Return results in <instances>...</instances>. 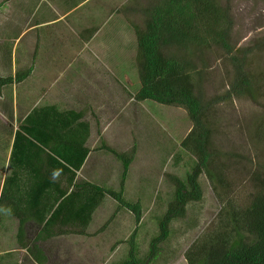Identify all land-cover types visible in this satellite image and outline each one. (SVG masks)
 <instances>
[{
  "label": "trees",
  "instance_id": "1",
  "mask_svg": "<svg viewBox=\"0 0 264 264\" xmlns=\"http://www.w3.org/2000/svg\"><path fill=\"white\" fill-rule=\"evenodd\" d=\"M143 15V27L133 25L135 63L140 81L135 99L183 108L193 123L179 146L182 152L193 158V165L185 179L170 176L174 191L165 212L157 219L159 230L151 239L145 257L140 255L136 242L144 215L142 206L124 196L136 146L130 153H119L108 146L99 130L96 150L110 153L122 163L120 189L105 188L77 178L91 153L87 146L91 125L82 122L83 113L62 110L56 105L35 108L11 134L14 137L10 158L13 165V160L18 158L43 163L39 170L30 163L12 165V169H18L24 175H36L37 172L44 178L43 181L30 182V185L39 190L38 208L41 206L45 211L44 215H34L41 223L47 221L45 226H38L40 234L33 245L24 242L25 226H18L17 240L39 261V241L69 235L90 236L87 229L93 215L109 197L120 208L132 212L136 223L126 242L129 246L127 256L115 264H154L153 259L160 254V245L170 238L172 223L185 219L190 206L202 201L204 192L200 177L205 175L222 207L214 229L195 241L186 252L187 264H264V160L258 155L254 164L251 158L254 168L248 173L253 190L247 201L239 204L235 201L230 178L233 157L238 156L223 152L214 144L217 129L213 121L219 104L235 99L259 103V98L264 95V68H258L257 60L263 53L264 41L240 48L234 45L232 9L224 0H155L143 9ZM209 53L225 59L232 67L227 72L230 82L225 91L210 98L205 87L211 68ZM23 77L21 73L15 77H0V88L19 82ZM44 117L47 120L41 119ZM252 123L254 139L258 145L264 144V115ZM176 157L178 163L180 154ZM54 174L65 178L71 191L59 187L57 182L52 183L50 177ZM6 192L4 186L1 194L4 209ZM56 222H75L76 226H52ZM105 227L101 230L104 231Z\"/></svg>",
  "mask_w": 264,
  "mask_h": 264
},
{
  "label": "rangeland",
  "instance_id": "2",
  "mask_svg": "<svg viewBox=\"0 0 264 264\" xmlns=\"http://www.w3.org/2000/svg\"><path fill=\"white\" fill-rule=\"evenodd\" d=\"M81 1L83 0H75L76 4ZM154 1L87 0L73 15L79 18L85 14L87 21L90 16L92 27L97 28V37L91 43L92 58L83 59L84 67L82 61L79 65L83 69L85 66L89 68L87 71L82 69V73L85 79L93 82L90 86L93 90V109L95 116L101 119L100 129H108L105 140L109 147L119 153H130L136 146L135 157L130 166L129 182L131 184L139 182L142 188L145 187L144 192L149 194L148 198L141 199L145 204L146 214L139 224L136 237L141 256L146 255L151 239L157 235L159 230L157 219L165 212L174 191V182L170 176L185 179L193 165V158L182 152L179 147L193 126L183 108L149 101L141 103L140 111L136 105L132 106V93L134 94V89L139 84L133 25L143 27V9ZM224 2L232 9L235 24L234 45L240 48L264 41V0ZM64 7L63 0H0V59L11 46L15 50L16 47L24 50L29 45L34 49L37 41L40 37L43 38L47 31L35 29L42 20L40 17L55 16L61 9H65ZM65 33L55 27L50 29L48 27L46 37H51L50 44L46 45L55 46L54 40L58 46L64 44ZM262 48L263 53L257 60L258 68H264V44ZM218 57H215L214 53L208 54V64L211 68L205 87L209 98L224 92L230 82L227 72H230L232 67L225 59ZM17 58L19 59L18 56ZM121 60L125 61L124 75L115 69ZM5 65L6 67L3 66L2 69L0 60V71L7 75L9 71L7 64ZM117 79L125 81L126 92L113 83ZM12 88L10 85L4 90L8 93ZM7 97L5 96L6 101L1 105L2 110L9 114L13 108ZM134 109L136 113H132ZM2 110L0 107V111ZM260 115H264V95L259 98V103L249 99H235L230 103L219 104L213 114L217 129L214 144L223 152L238 156L236 159L233 157L230 178L233 180L235 201L241 205L247 201L253 190L248 173L253 167L250 163L251 158L254 164L258 155L264 160V144L258 145L252 135V122ZM6 129L9 131V128ZM7 136L0 137V144L3 146H0V156L3 157L7 155V145H4L9 140ZM98 136L94 135L93 140L98 138L99 145ZM169 150H172L171 153H168ZM178 154L180 160L176 163ZM104 156L106 158L102 161L105 165L103 170H98L95 174L93 172L92 176L110 178L106 179L105 187H112L118 191L121 181V176L118 175L123 171L122 163L110 153L105 152ZM200 182L204 192L202 201L190 206L185 219L172 223L170 238L160 245V254L153 259L154 264H187L185 254L188 249L200 237L213 230L218 223L222 204L205 175L200 177ZM99 183L103 185L102 182ZM1 194L0 263L27 264L25 258L28 252L20 247L17 240L18 226H5L3 223L6 214ZM106 200L105 205L99 210V216L104 218L112 215L116 208L112 198L108 197ZM122 215L124 224L118 220V226L114 222L113 226H108V230L100 235L88 238L73 235L60 237L48 244L38 243V246L43 247L50 256L56 252L58 255L56 264H115L125 259L129 249L127 243L121 244L118 241L121 239L122 242L124 239L126 242L129 241L136 228L134 215L124 213ZM101 227L93 226L91 231L95 233ZM39 231L38 226H25L24 242L33 245ZM86 243L92 245L98 253L97 256L86 254L88 246Z\"/></svg>",
  "mask_w": 264,
  "mask_h": 264
},
{
  "label": "crops",
  "instance_id": "3",
  "mask_svg": "<svg viewBox=\"0 0 264 264\" xmlns=\"http://www.w3.org/2000/svg\"><path fill=\"white\" fill-rule=\"evenodd\" d=\"M87 0H83L80 3L75 2V0H63L64 8L52 17H43L40 20L35 29L38 30H47L45 31V36L37 41L36 47L32 49L27 46L24 50H20L16 47V50L12 48H7V52H5L1 56V68L3 66H8V73L5 75L0 71V77H15L17 73H21L24 77L19 82H14L10 84L12 90H9L8 93L4 89L7 86L0 88V107L2 110V103L6 101L4 98L8 96V102L12 104V112L9 114L6 111H0V137L8 135L7 143H3L7 145V155L3 158H0V194L3 190V187H7V192L5 196V217L3 219V223L5 226H45L47 221L41 223L36 219V215H44V209L40 206L38 208V200H39V190L35 189L31 183H36L38 181H43V177H40L36 172V175H24L22 172L18 171V169H12V160L10 159L13 151V141L14 137L11 134L18 129V127L24 122L27 116L35 109L41 108L45 106L56 105L62 110H74L77 112H81L84 114L82 122H88L91 125V136L88 140L87 146L90 148L91 153L86 159L82 170L78 173L77 178H82L102 187H105L106 179L108 178H98L92 176L98 170H103L105 166L102 161L106 158L104 156L105 151L96 150L99 146L97 144L98 138L94 139V135H98V131H101V137L106 142V133L108 131L107 128H102L101 119L95 116V112L93 109V90L90 87L92 85L91 80H87L83 75V68H80V61H83L87 58H92L93 50L91 47V43L93 39L97 37V28H93L90 16L82 14L79 18L74 17V12L79 8L83 7V4ZM68 24L67 26H63V24ZM73 26H76L75 28ZM51 27H55L62 32L65 33L66 41L64 44L57 45V42L54 40L55 46L46 45V43L50 44V37H46V33ZM78 28V31H76ZM67 29H70L68 31ZM72 32V33H71ZM116 51L118 52L117 48ZM121 51V50H120ZM19 57V59L17 58ZM84 59V60H83ZM125 61H120L116 64L115 69L124 75L125 69ZM3 69V68H2ZM86 71L89 69L87 66L83 70ZM18 70V71H17ZM3 71V70H2ZM11 73V74H10ZM13 74V75H12ZM138 74V73H137ZM139 79V78H138ZM99 81V80H98ZM111 85L116 83L117 86L122 87V91L124 87H126L125 81L120 79L114 80L113 83L110 82ZM140 84V81H139ZM139 84L137 88L134 89V94L132 93V106L139 107V111L141 108V103L135 99V93L139 89ZM128 94V93H127ZM130 96V94H129ZM138 109V108H137ZM136 113V110H132V113ZM47 120V118H41ZM5 123V124H3ZM41 123L47 125L45 121L41 120ZM6 125V126H5ZM9 128V131L6 128ZM10 135V136H9ZM99 137V136H98ZM100 138V137H99ZM107 143V142H106ZM0 146H2L0 144ZM3 147V146H2ZM104 153V154H103ZM15 166L24 165L30 163L34 165L36 170L41 168L43 164L40 161H25L24 159H15L13 160ZM13 165V166H14ZM95 169V170H94ZM105 170V169H104ZM91 172V173H90ZM120 176V175H118ZM117 176V177H118ZM116 177V179H117ZM51 182H57L59 187L69 188L71 191V187H68V183L65 178H62L59 174H54L50 177ZM110 179V178H108ZM130 176L128 175L125 183V192L124 196L127 200L135 203H140L142 206L143 214H146L145 204L142 203L141 199H145L149 197V194L144 192L145 187L143 188L137 182L136 184H131L129 182ZM108 181V180H107ZM99 182H102L101 185ZM107 188V187H105ZM112 188V187H110ZM131 188V190H129ZM113 189V188H112ZM120 189V185H119ZM128 196V197H127ZM107 201V200H106ZM105 201V203H106ZM35 203V204H34ZM103 204V206L105 205ZM115 212L110 215L108 218H104L103 216H99V210L103 207L100 206L93 215L92 223L90 227L87 229V232L90 236H78L77 237H94L105 233L108 230V226H113L112 224L115 222L118 226V220L120 223L124 224V214L133 215L132 212L125 208H120L117 202H115ZM115 215V217L111 220V217ZM103 219V220H101ZM141 224V223H140ZM52 226H76L75 222L61 224V222H56ZM93 226H102L97 232H92L91 227ZM105 227V230L101 229ZM18 233V232H17ZM40 234V231H39ZM38 234V235H39ZM72 236V235H69ZM66 237V236H63ZM57 238L55 237L49 239L47 241H39L41 244H48L51 241H55ZM122 240V239H121ZM118 242H122V241ZM126 243L125 239L124 242ZM121 243V244H122ZM20 245V244H19ZM86 245H88L86 243ZM30 246V245H28ZM20 247H22L20 245ZM45 247V245H44ZM23 250H27V248H23ZM41 253L38 254L39 261L35 260L31 255L28 254L25 258V262L27 264H56L58 255L56 252L52 253V256L48 254V252L40 247ZM86 254L92 256L93 254L97 256V251L93 249L92 245H88L86 247ZM128 253V250H127ZM41 262V263H40Z\"/></svg>",
  "mask_w": 264,
  "mask_h": 264
}]
</instances>
